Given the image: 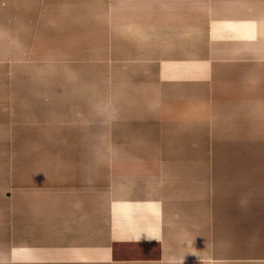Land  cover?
Listing matches in <instances>:
<instances>
[{"label": "crops", "instance_id": "1", "mask_svg": "<svg viewBox=\"0 0 264 264\" xmlns=\"http://www.w3.org/2000/svg\"><path fill=\"white\" fill-rule=\"evenodd\" d=\"M0 264H264V0H0Z\"/></svg>", "mask_w": 264, "mask_h": 264}, {"label": "rangeland", "instance_id": "2", "mask_svg": "<svg viewBox=\"0 0 264 264\" xmlns=\"http://www.w3.org/2000/svg\"><path fill=\"white\" fill-rule=\"evenodd\" d=\"M10 49L8 48V51H9ZM55 60H58V59H55ZM32 61H34V60H32ZM54 61V60H53ZM12 59H8V75H7V87H8V89H10V88H17V87H19V86H22V84L21 83H19V81L18 80H16V82L15 81H13V76H16V75H14V73L12 72V66H14L13 64H12ZM18 72V71H17ZM58 77H59V73H58ZM22 79H24V78H22ZM61 84V83H60ZM61 85H59L57 82L55 83V85H54V88H58V87H60ZM53 87V86H52ZM11 158V156L9 155L8 156V163H10V159Z\"/></svg>", "mask_w": 264, "mask_h": 264}]
</instances>
